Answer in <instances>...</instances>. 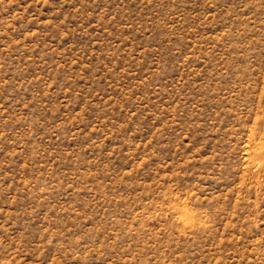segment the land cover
I'll return each instance as SVG.
<instances>
[{"label": "rangeland", "instance_id": "374dc122", "mask_svg": "<svg viewBox=\"0 0 264 264\" xmlns=\"http://www.w3.org/2000/svg\"><path fill=\"white\" fill-rule=\"evenodd\" d=\"M0 264H264V0H0Z\"/></svg>", "mask_w": 264, "mask_h": 264}]
</instances>
